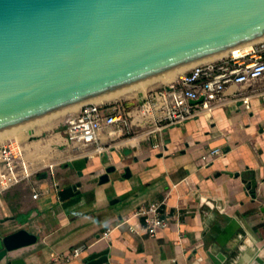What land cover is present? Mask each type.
I'll use <instances>...</instances> for the list:
<instances>
[{
  "label": "crops",
  "instance_id": "1",
  "mask_svg": "<svg viewBox=\"0 0 264 264\" xmlns=\"http://www.w3.org/2000/svg\"><path fill=\"white\" fill-rule=\"evenodd\" d=\"M246 95L250 108L241 99ZM23 126L0 134V143H23L33 172L0 195V232L26 229L37 241L0 264L18 258L24 264H86L89 254L106 249L111 264H215L216 254L224 255L222 264H264V78L230 84L212 111L155 133L106 129L99 140L103 151L71 143L66 126L42 137V124ZM214 148L222 154L206 162L203 155ZM74 184H80L78 193L61 200L59 192ZM151 201L182 213L153 237L133 216ZM82 243L88 251L66 262Z\"/></svg>",
  "mask_w": 264,
  "mask_h": 264
},
{
  "label": "water",
  "instance_id": "2",
  "mask_svg": "<svg viewBox=\"0 0 264 264\" xmlns=\"http://www.w3.org/2000/svg\"><path fill=\"white\" fill-rule=\"evenodd\" d=\"M263 39L264 0H0V133ZM36 241L0 232V262ZM85 262L111 264L109 250Z\"/></svg>",
  "mask_w": 264,
  "mask_h": 264
},
{
  "label": "built area",
  "instance_id": "3",
  "mask_svg": "<svg viewBox=\"0 0 264 264\" xmlns=\"http://www.w3.org/2000/svg\"><path fill=\"white\" fill-rule=\"evenodd\" d=\"M233 51V50H232ZM264 78V39L256 50H246L239 55L229 52L226 56L192 67L173 82L149 89L135 102L116 100L113 102L91 101L81 105L78 114L66 121L68 139L73 144H99L100 136L106 129L110 134H131L136 128L148 127L155 133L172 125L182 124L204 111H212L226 98L230 84L253 83ZM203 97L202 101L196 102ZM250 108V96L241 98ZM128 103H132L131 106ZM222 154L221 148L211 149L203 155L208 162ZM33 175L25 155V147L18 139L0 143V195ZM39 196L35 190L34 197ZM133 216L141 220V229L149 236H156L173 220L180 221L182 213H170L163 201H151L139 206ZM130 231L136 232L134 226ZM110 230L104 232L108 237ZM89 249L87 243L75 246L63 259L69 262L80 258Z\"/></svg>",
  "mask_w": 264,
  "mask_h": 264
},
{
  "label": "bare ground",
  "instance_id": "4",
  "mask_svg": "<svg viewBox=\"0 0 264 264\" xmlns=\"http://www.w3.org/2000/svg\"><path fill=\"white\" fill-rule=\"evenodd\" d=\"M249 49H250V44L246 45V46H243V47H240V48H236V49H234L231 52H235L236 54L239 55L241 52L249 50ZM218 59H220V58H218ZM218 59H215V60H218ZM212 61H214V60H212ZM191 68H189V69H191ZM189 69H186V70H183V71H180V72H177V73H174V74H171V75H168V76H165V77H162V78H159V79H156V80H153V81L141 84V85H138L136 87H133V88H130V89H127V90H124V91H121V92H118V93H115V94H112V95H109V96H106V97H103V98H100V99H97V100H94V101H96V102H100V101H104V100L105 101H111V100L123 98V97H125V96H127L129 94H132V93H136V94L143 93V95H144L149 89L157 87L161 83L173 82L174 80H176L179 76L184 74ZM78 107L79 106L71 108V109H68V110L77 109ZM65 111H67V110H65ZM59 114L60 113H56L55 115H51L50 118H48L49 120H44L43 123H41L42 124L41 127L48 128L49 126H51L52 123L55 121L56 117ZM24 125H27V124H24ZM21 126H23V125H21ZM1 133H3V132H1ZM0 141H1V135H0Z\"/></svg>",
  "mask_w": 264,
  "mask_h": 264
},
{
  "label": "rangeland",
  "instance_id": "5",
  "mask_svg": "<svg viewBox=\"0 0 264 264\" xmlns=\"http://www.w3.org/2000/svg\"><path fill=\"white\" fill-rule=\"evenodd\" d=\"M170 83V82H169ZM169 83H161L159 84L157 87H162V86H165ZM140 94H143V93H139V94H136V93H132V94H129L123 98H119V99H115V100H112L113 101H116V100H122L124 102H135ZM81 106V105H80ZM79 108V107H78ZM77 108V109H78ZM73 110H76V109H73ZM73 110H67V111H63V112H59L60 114L56 117L55 121L52 123L51 126H49L48 128H46L45 131H43V133L38 136V137H42V136H45V135H48L50 133H54V132H57L59 131L60 129H62L64 126H66V121L67 119L73 115L74 113L71 112ZM55 115V114H53ZM51 116V115H50ZM50 116H47V117H44V118H41V119H38V120H35V121H32L30 123H27V126L29 125H36V124H41L43 123L44 120H49L48 118H50ZM27 126H23V127H27ZM17 128H20V126L18 127H15V128H12V129H9V130H6L4 131L5 133L6 132H10L11 130H14V129H17ZM37 138V137H36Z\"/></svg>",
  "mask_w": 264,
  "mask_h": 264
}]
</instances>
